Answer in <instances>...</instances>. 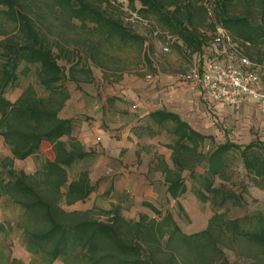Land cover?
I'll return each mask as SVG.
<instances>
[{
  "label": "trees",
  "instance_id": "1",
  "mask_svg": "<svg viewBox=\"0 0 264 264\" xmlns=\"http://www.w3.org/2000/svg\"><path fill=\"white\" fill-rule=\"evenodd\" d=\"M125 1L0 0V34L9 33L0 38V137L10 151L0 158V198L19 209L15 224L32 256L25 262L5 255L0 264H51L57 259L61 264H228L226 249H255L264 255V208L229 215L231 207L242 205L250 186L264 190V140L215 142L211 134L163 108L149 111L148 117L158 126L170 124L166 131L171 140L164 145L171 150V164L161 158L157 165L165 193L180 212V197L188 190L208 201L212 213L204 228L185 232L170 210L145 199L141 204L156 216L128 217L114 205L103 219L92 208L63 207L87 199L97 184L87 167L69 174L94 152L73 134L74 117L60 115L71 97L67 82L91 80V64L105 72L118 58L109 51L114 47H133L137 60L148 58L141 49L144 36L124 19L151 23L162 44L168 34L173 36L170 45L183 47L193 57L191 65L202 53L220 57L230 49L228 43L211 45L216 25L243 55L256 60L252 63L264 62V22L257 18L264 14V0ZM249 46L254 53L246 52ZM32 67L43 92L27 84L15 99L7 97L6 89ZM43 141L51 146V159L44 158L31 172L14 166L15 159L38 154ZM233 157L244 171L238 192L226 183ZM196 165L202 170L197 172ZM184 170L192 181L189 188Z\"/></svg>",
  "mask_w": 264,
  "mask_h": 264
},
{
  "label": "rangeland",
  "instance_id": "2",
  "mask_svg": "<svg viewBox=\"0 0 264 264\" xmlns=\"http://www.w3.org/2000/svg\"><path fill=\"white\" fill-rule=\"evenodd\" d=\"M123 1L126 3L125 0ZM125 6H123L124 9ZM257 18L264 22V14ZM124 21L135 32L144 36L141 49L143 51L144 48L148 58L143 56L137 60V50L133 47H123L121 49L114 47L109 51L111 55H116L118 58L108 63L110 68H107L105 72L100 67L91 64V80L80 81L78 84L72 81L67 82L71 99L67 100L63 111L65 114L74 117L77 123L74 127L76 136L80 133L79 124L86 122V125L90 128L94 121L93 115H100L98 111L102 109V121L97 125L99 129L110 134L111 143H109L107 149L102 148L97 151L95 146L98 140L95 138V144L88 147L94 152L93 156L80 161L69 169V174L72 177L80 168L87 167L92 179L99 180L94 192H91L90 196L84 201L72 205L62 203V205L67 209L92 208L94 214L103 219L107 218L105 211L114 205L124 206L125 209L122 212L128 217L137 218L140 213L150 217L156 216L150 208L141 204V200H136L133 204L130 202L133 198L132 182L122 185L119 195L114 193L113 184L116 181L125 178L126 174H136L137 176L140 175L141 179L144 177L145 181H149L155 191L154 196H146L143 199L152 202L162 211L170 210L183 231H196V229H200L205 225L206 214L210 212L211 205L208 201H200L194 193L188 190L180 200L184 207V212H180L175 200L167 197L163 184V174L157 168V165L161 158L165 159L169 165L171 164L170 148L164 145V143L171 140L166 131L168 127L166 125L170 124L158 126L150 119L147 122L145 115H141L139 105L142 98L141 90L151 86L148 91H152L155 98L158 99L161 93H166L167 90L170 91L167 87L171 86L172 94L167 95L169 97L173 95V99L169 101L171 103L177 102L178 107L174 106L175 108H173L168 102H166V105L169 108L172 107V111H176L182 119L190 121L189 123H192L191 125L196 129H202V131L208 133L216 129L217 132L211 133L215 142L228 139L245 144L256 138L264 140V113L251 100H245L233 106L220 105V107L210 102L208 106L207 104L203 106V100L194 92L198 88L201 89L199 85L190 88L182 85V83L179 84V74L189 68L193 57L177 43H172L167 53L161 52L160 46L164 39L153 33L155 26L151 23L146 24L136 19L128 21L124 19ZM9 28L10 25L7 24L6 29ZM71 32L74 31H68V34L70 35ZM8 34H0V38ZM248 50L255 52L253 46L247 47L246 52ZM249 58L256 61L250 56ZM59 61L65 63L64 60L59 59ZM262 63L264 64V62ZM147 73H153L157 81L155 82L153 78L147 79L145 76ZM79 76L83 77L82 74ZM259 76L258 85L264 91L263 68L260 69ZM161 82L164 84L158 87ZM27 84H33L39 93L43 92L42 87L36 81L34 67L25 75L20 74L17 83L6 89V96L12 100L15 99ZM160 88H164V90L158 93ZM80 93L85 95L83 96ZM160 100L162 101V98ZM82 103L89 107L85 113L79 107V104ZM133 103H136V107H132ZM93 106H96V109ZM217 109L223 110V113L218 112ZM117 113H119V116H117ZM207 145H210V141L203 144L201 149L205 151ZM48 153H50V146L49 143L45 142L38 154L25 159H15L14 166L17 169L31 172L44 158L48 157ZM9 154L8 147L0 137V158ZM195 170L199 172L202 167L196 165ZM227 170L230 173V180L226 182L227 186L237 192L240 191L243 186L241 179L244 171L237 157L231 159L230 168ZM183 176L189 188L192 181L187 170L183 171ZM218 181L219 179L216 178V183ZM145 188H142L143 192ZM243 195H247L251 208H264V193H253L249 189ZM231 203L232 201L228 200L225 202V206L230 208ZM18 216L19 209L5 197H1L0 260H3L5 255H10L29 262L32 257L22 245L21 233L15 224ZM225 253L228 264H264V255L255 249L243 250L242 248L240 253L226 249ZM51 264H61V261L57 259Z\"/></svg>",
  "mask_w": 264,
  "mask_h": 264
},
{
  "label": "built area",
  "instance_id": "3",
  "mask_svg": "<svg viewBox=\"0 0 264 264\" xmlns=\"http://www.w3.org/2000/svg\"><path fill=\"white\" fill-rule=\"evenodd\" d=\"M166 37L167 40L160 46L164 53L170 50V42L174 39L169 34ZM226 43L230 49L219 53L220 57L202 53L188 69L180 73V78L199 84L212 104L233 106L251 100L264 113V91L258 85L260 69H264V64L252 63L230 42L227 31L221 25H216L211 45ZM145 76L152 79L153 74L147 73ZM132 107H136V103ZM96 139L100 140V137Z\"/></svg>",
  "mask_w": 264,
  "mask_h": 264
},
{
  "label": "crops",
  "instance_id": "4",
  "mask_svg": "<svg viewBox=\"0 0 264 264\" xmlns=\"http://www.w3.org/2000/svg\"><path fill=\"white\" fill-rule=\"evenodd\" d=\"M152 78L155 79V75H153ZM178 79H179V84L182 83V85L188 86L190 88H195L196 85H199V84H197L195 82H190V81L188 82V81L182 80L180 78V74L178 76ZM156 81L157 80L155 79V82ZM162 84H164V83H162V82L159 83V86L158 87L162 86ZM150 87L151 86L145 88L144 90H141V96H142V98H141V103L139 104L140 105L141 112H142L141 115H145V118H146L147 122L150 119L148 117V112L149 111H152V110L158 109V108H163V109L172 111L173 110L172 107L173 108H175L174 106H177L178 107V103L177 102L171 103V101H169V100L173 99V95L171 97H169L167 95V94H172L171 93V86H168L167 87V89L169 88L170 91L167 90L166 93H161V91H163L164 88H160L158 90V93H161V94L159 96L160 98H158V99L155 98V95H154V93L152 91H148L150 89ZM194 92H195V94H198L199 97L203 100V103H202L203 106L206 105V104H207V106L209 105V99L206 98L205 92L203 91L202 88L201 89L198 88V90H195ZM80 94L83 95V96L85 95L84 93H80ZM161 98H162V101L160 100ZM70 99H71V97H70ZM166 102H168L169 104H171L172 107L169 108L166 105L167 104ZM89 104H87V105L90 106ZM217 105L220 106L221 104H217ZM79 107L82 110V112H84V113L86 112V109L89 108V107H86L84 103L79 104ZM64 108H65V106H64ZM64 108H62V110L60 111V115L63 116V117H69L70 115L64 113V111H63ZM93 108L96 109V106H93ZM217 111L220 112V113H223V110L217 109ZM173 112L177 113L176 111H173ZM98 113H100V115H93L94 116V121L92 122L90 128L86 125V122H82L81 125L79 124V126H80V133L77 136H76V134H75V132L73 130L74 135L84 144V146L87 149H88V147L93 146L95 144V140L94 139L97 136H99L100 137V140H98V142H97V145H99V146H97V145L95 146V148H96L97 151L100 150V149H102V148L107 149L109 147V143H111L110 134L107 131H104L102 129H99V126L97 125L98 123H100V121H102L103 110L100 109V111H98ZM117 116H119V113H117ZM188 122H190V121H188ZM76 124L77 123L75 121V125ZM192 127H194V126H192ZM197 130H199L200 132H202L204 134H211L212 132L213 133L214 132H217L216 129H214L213 131H209L211 133H208L206 131L204 132V131H202V129H198V128H197ZM45 142L46 141H43L41 143V146L40 147H42L45 144ZM49 146H50V144H49ZM47 156L50 159L53 157V154H52V151H51V146H50V153H48ZM89 176H90L91 182L97 181L99 183V180L98 179H96V180H93L92 179L90 173H89ZM142 178L143 179H141L140 175L137 176L136 174H126V177L125 178H123L121 180H118V181L115 182V184H113V189L115 190V191L114 190L113 191H114L115 195L116 194L119 195V192L122 190V185H126V184L132 182L131 183V186H132L133 198L131 199L132 201H130V202H132V204L136 200H139L140 201L143 198H145L146 196H151V195L154 196L155 195V191L153 189L152 184H150L149 181H145L144 177H142ZM142 186L143 187H146L145 190H144V192L142 191V188H143ZM249 189H251L253 193H264V190L259 189V188L254 187V186H250ZM182 196L180 197V200H181ZM247 198H248L247 195H245L243 197V199H242V205L236 206L234 208H230L229 215L230 216H239V215H242L245 212H247L249 209H251V205L248 203V199ZM120 207H121V210L125 209L124 206H122V205H120ZM259 208H261V207H259ZM211 213L212 212L210 211V212H208V214H206L205 225L202 228H204L206 226L207 219L211 215ZM202 228H200V229H202ZM196 230H199V229H196Z\"/></svg>",
  "mask_w": 264,
  "mask_h": 264
}]
</instances>
